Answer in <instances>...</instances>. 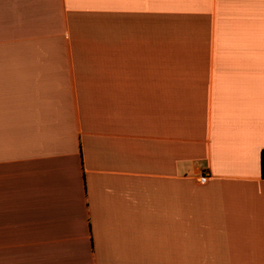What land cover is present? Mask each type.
<instances>
[{
    "label": "crops",
    "instance_id": "obj_1",
    "mask_svg": "<svg viewBox=\"0 0 264 264\" xmlns=\"http://www.w3.org/2000/svg\"><path fill=\"white\" fill-rule=\"evenodd\" d=\"M179 1L0 0V264H264V30Z\"/></svg>",
    "mask_w": 264,
    "mask_h": 264
},
{
    "label": "rangeland",
    "instance_id": "obj_2",
    "mask_svg": "<svg viewBox=\"0 0 264 264\" xmlns=\"http://www.w3.org/2000/svg\"><path fill=\"white\" fill-rule=\"evenodd\" d=\"M220 1L222 4L213 6V9L216 11V17H219L220 20V29H234L235 31H238V34L240 33L242 35V38H248L250 43L252 42V36L257 27L259 30L257 29L256 32L264 30V21H262L264 19V0ZM167 3H169V5H166L165 7L166 13H169L171 15L170 17L175 18L176 20V16H182L188 20L189 12L195 11L194 7H188L187 5L180 3L179 0H176L175 2L173 0H166V4ZM171 18L169 19L170 21ZM178 21L182 22L179 19L177 22ZM187 22L188 21H183L182 24H187ZM197 264H208V262H198Z\"/></svg>",
    "mask_w": 264,
    "mask_h": 264
},
{
    "label": "built area",
    "instance_id": "obj_3",
    "mask_svg": "<svg viewBox=\"0 0 264 264\" xmlns=\"http://www.w3.org/2000/svg\"><path fill=\"white\" fill-rule=\"evenodd\" d=\"M263 170H264V166H263ZM199 182H200V183H204V182H205V177H204V176L201 177V178L199 179Z\"/></svg>",
    "mask_w": 264,
    "mask_h": 264
},
{
    "label": "trees",
    "instance_id": "obj_4",
    "mask_svg": "<svg viewBox=\"0 0 264 264\" xmlns=\"http://www.w3.org/2000/svg\"><path fill=\"white\" fill-rule=\"evenodd\" d=\"M264 166V151L262 152V168ZM263 175H264V170H263Z\"/></svg>",
    "mask_w": 264,
    "mask_h": 264
}]
</instances>
